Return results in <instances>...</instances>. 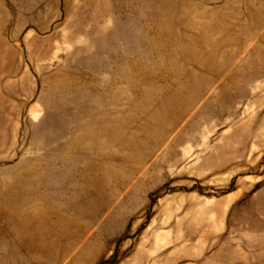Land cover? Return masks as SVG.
Returning a JSON list of instances; mask_svg holds the SVG:
<instances>
[{
  "label": "rangeland",
  "instance_id": "1",
  "mask_svg": "<svg viewBox=\"0 0 264 264\" xmlns=\"http://www.w3.org/2000/svg\"><path fill=\"white\" fill-rule=\"evenodd\" d=\"M0 264H264V0H0Z\"/></svg>",
  "mask_w": 264,
  "mask_h": 264
},
{
  "label": "bare ground",
  "instance_id": "2",
  "mask_svg": "<svg viewBox=\"0 0 264 264\" xmlns=\"http://www.w3.org/2000/svg\"><path fill=\"white\" fill-rule=\"evenodd\" d=\"M36 114V113H35ZM39 114V113H38ZM33 115V114H32ZM35 117H36V115H35Z\"/></svg>",
  "mask_w": 264,
  "mask_h": 264
}]
</instances>
